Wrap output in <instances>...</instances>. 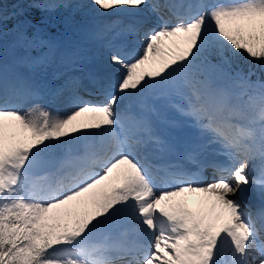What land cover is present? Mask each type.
I'll use <instances>...</instances> for the list:
<instances>
[{
	"label": "snow or ice",
	"instance_id": "1",
	"mask_svg": "<svg viewBox=\"0 0 264 264\" xmlns=\"http://www.w3.org/2000/svg\"><path fill=\"white\" fill-rule=\"evenodd\" d=\"M15 2L0 264H264V0Z\"/></svg>",
	"mask_w": 264,
	"mask_h": 264
},
{
	"label": "rangeland",
	"instance_id": "2",
	"mask_svg": "<svg viewBox=\"0 0 264 264\" xmlns=\"http://www.w3.org/2000/svg\"><path fill=\"white\" fill-rule=\"evenodd\" d=\"M84 3L87 4V7L84 8L77 16L76 19L77 20H81V19H86L88 22L90 23H102L103 20L99 17V12L96 10L95 6L92 4V0H84ZM3 5V4H2ZM4 10L6 11L5 7L3 6ZM108 16H110V18H113L112 15L107 14ZM97 51H100V49H98ZM101 59L104 56H100ZM99 57V58H100ZM105 68L106 71H111V72H118L120 71L119 69H117L115 66H112L109 63H105V65L103 66ZM82 98V97H81ZM83 101H85L82 98ZM56 107H60V108H64L66 107V105H64L62 102L58 103L56 105ZM251 191V195L248 197V199L246 200V203L250 205V203L248 202V200H252L253 198H257V200L260 198V195L257 191ZM256 195V196H255Z\"/></svg>",
	"mask_w": 264,
	"mask_h": 264
},
{
	"label": "bare ground",
	"instance_id": "3",
	"mask_svg": "<svg viewBox=\"0 0 264 264\" xmlns=\"http://www.w3.org/2000/svg\"><path fill=\"white\" fill-rule=\"evenodd\" d=\"M99 17L103 20V22L111 19L110 16H108L107 14H103V13H100ZM109 55H110V52L108 50L103 49V48H101L100 51H96L95 52V58H94L92 64L90 65L91 70L96 72L99 75H102L103 72L106 71L103 66L105 65V63H109L108 62ZM100 56H104V57L101 59Z\"/></svg>",
	"mask_w": 264,
	"mask_h": 264
},
{
	"label": "trees",
	"instance_id": "4",
	"mask_svg": "<svg viewBox=\"0 0 264 264\" xmlns=\"http://www.w3.org/2000/svg\"><path fill=\"white\" fill-rule=\"evenodd\" d=\"M3 6L6 8V12H12V10H15L16 8V2L15 0H2ZM38 15V13H37Z\"/></svg>",
	"mask_w": 264,
	"mask_h": 264
}]
</instances>
